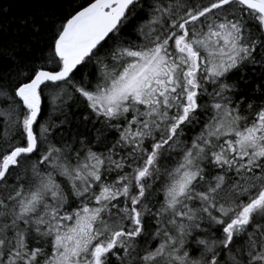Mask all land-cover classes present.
I'll return each mask as SVG.
<instances>
[{"label": "snow or ice", "instance_id": "1", "mask_svg": "<svg viewBox=\"0 0 264 264\" xmlns=\"http://www.w3.org/2000/svg\"><path fill=\"white\" fill-rule=\"evenodd\" d=\"M4 33L0 264H264V0H70Z\"/></svg>", "mask_w": 264, "mask_h": 264}, {"label": "trees", "instance_id": "2", "mask_svg": "<svg viewBox=\"0 0 264 264\" xmlns=\"http://www.w3.org/2000/svg\"><path fill=\"white\" fill-rule=\"evenodd\" d=\"M69 2L70 0H0V26L5 27L6 40L11 43L17 38L15 28L21 18L59 15Z\"/></svg>", "mask_w": 264, "mask_h": 264}]
</instances>
